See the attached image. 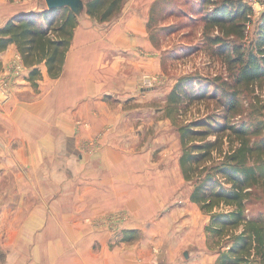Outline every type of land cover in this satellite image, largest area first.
Instances as JSON below:
<instances>
[{
  "label": "rangeland",
  "instance_id": "374dc122",
  "mask_svg": "<svg viewBox=\"0 0 264 264\" xmlns=\"http://www.w3.org/2000/svg\"><path fill=\"white\" fill-rule=\"evenodd\" d=\"M1 1L8 10L12 8L37 10L45 5L44 0ZM132 1L125 0L120 12L105 22L91 19L82 12L78 17L80 24L78 34L86 33L84 28L87 27L95 31V35H101V38L89 43L78 42L76 45L72 42L66 54V67L71 65L72 60L69 59L74 58L77 50L85 48H89L91 56L94 53L98 54L97 60L100 64L113 63L119 57V68L125 70L124 74L120 77L112 74L111 78L113 88L119 90L103 96L104 103L109 105L107 107H110L111 111H105L102 119L97 117L88 121L91 123L80 121L76 125L75 122L73 133L75 135L78 133L79 126L86 129L91 127L93 131V134L80 138L79 153L84 152L85 155L90 154L92 157L99 154L101 144H121L128 146L129 154L141 158L142 163H138L136 168H131L134 163L129 162L127 179L123 176L120 183L113 185L114 187L126 185L129 193L134 190L136 195L142 196L141 202L135 200L138 205L141 203V209L132 212L130 208L124 207L111 206L106 209L101 205L94 207L81 205L82 201L80 202L78 195H88L84 193L87 192L88 182L96 175L94 170L98 165L95 163H92L93 168L82 167L80 173H77L74 164L68 163L66 165L68 175L61 181L59 187L57 183L49 182L47 185L49 195L43 200L34 196L39 195L36 194L39 190L45 191L43 185H28L26 181L24 184L23 180L9 183L5 179L0 184V262L8 255L18 256L23 251H27L28 255L47 256L49 250L46 248L24 249L8 243L17 236L25 219L23 211L26 208H38L42 202L44 207L51 205V209L54 208L55 211V202L58 201L61 202L58 207L65 211H72L74 208L71 217L74 223H83L80 231L65 228L62 236L60 231L54 234L64 237V246L52 247L50 250L54 251L55 256L62 254L70 259L64 264H73L70 263L71 257L76 254L84 258L89 256L94 264H121L125 255L141 256V259L136 261L133 258V261L142 264L161 263L168 261L170 257L175 258L174 264H180L195 256L204 257L208 264H212L216 258L215 250L209 249L206 245L204 226L208 222V215L189 200L192 184L185 181L181 173L179 166L181 142L176 128V123L182 122L183 119L215 110L216 104L212 100L190 104L183 116H178L176 122L164 113L166 94L179 76L199 75L231 82L225 64L213 50L215 48H211L205 42L204 34L207 27H204L200 17L211 6L204 4L202 10L197 6L196 0H141L139 4H132ZM154 2L156 5L151 9ZM247 2L253 9V17H257L264 9V0ZM148 5L144 34L135 35L129 30L126 32L129 35L126 41L118 40L115 43L118 36L108 34L119 23V19L124 24L137 8L143 6L147 8ZM208 32L210 35L217 33L216 30ZM117 47H120V51ZM73 48L78 49L75 51ZM37 67L40 70V77L32 84L27 80L30 68L23 63L17 51L6 66H1L0 73L5 72L9 75L10 85L21 78H26V81L36 87L39 80L43 81L41 78L43 73L48 81L56 79L47 76L43 64ZM127 83L130 85L129 88L126 87ZM240 100L243 111L240 115H235L234 120L246 118L252 125L259 121L264 123V109L257 111L264 105V86L242 90ZM111 101L119 103L120 108L118 104H111ZM114 108H119V111L115 113ZM119 127L126 128V131L123 134L118 133ZM108 170L105 174H108ZM63 188H66L67 194L63 193ZM110 199L108 201L112 205ZM8 209L20 211L16 212V215L1 214L2 210ZM248 209L253 212L259 211L264 216V186L254 188ZM75 212L79 215H75ZM48 213L49 211L46 212ZM47 218L49 219L48 215ZM65 218L67 220L69 217ZM64 225L67 226V223ZM124 238L126 240H123ZM76 240L81 243L87 241L85 243L91 245L82 247L80 244V247H77ZM67 242L69 244L66 245ZM72 242L74 246L71 247L69 245ZM79 264L87 263L81 259Z\"/></svg>",
  "mask_w": 264,
  "mask_h": 264
},
{
  "label": "trees",
  "instance_id": "16d2710c",
  "mask_svg": "<svg viewBox=\"0 0 264 264\" xmlns=\"http://www.w3.org/2000/svg\"><path fill=\"white\" fill-rule=\"evenodd\" d=\"M84 1L85 14L105 22L120 12L125 0ZM196 3L202 10L204 4L211 6L200 17L207 27L205 42L215 48L231 82L179 76L166 94L164 113L176 122L190 104L215 102V110L176 123L179 166L184 180L192 184L189 200L208 215L204 233L207 247L216 252L215 264H264V216L248 209L254 188L264 186V123L234 120L243 111L242 90L264 86V9L253 17L247 0ZM78 17L67 6L46 5L12 14L0 25V52L14 44L30 68L27 79L32 84L40 77L39 64L50 78H57ZM211 30L217 33L210 35ZM262 109L264 105L257 111Z\"/></svg>",
  "mask_w": 264,
  "mask_h": 264
},
{
  "label": "crops",
  "instance_id": "0c3cea01",
  "mask_svg": "<svg viewBox=\"0 0 264 264\" xmlns=\"http://www.w3.org/2000/svg\"><path fill=\"white\" fill-rule=\"evenodd\" d=\"M140 1L133 0L132 4H139ZM2 4L4 3L0 0V25L4 24L12 14L28 11L22 8L8 10ZM148 10L149 5L147 8L144 6L137 8L124 24L119 19V23L110 30L108 35L118 36L115 38V43L118 40L121 42L126 41L129 37L126 32L129 30H132L135 35H143L148 18ZM79 26L80 24L75 29L73 44L76 45L78 42L89 43L94 39L101 38V35H95L96 32L87 27L84 28L86 33L78 34ZM117 48L120 51V47ZM76 49L78 48H73L75 51ZM16 52L14 44H9L5 50L0 52V60L3 67L11 61V57ZM97 59L98 54L94 53L91 56L89 48L81 51L77 50L74 58L69 59L72 60L69 67H66L65 58V64L59 78H52L55 80L48 81L43 73V77L41 76L43 81L39 80V84L36 87L26 81V78L17 79L18 81L11 83L9 87L10 97L4 102L0 100V184L7 179L9 183L23 180L24 184H26V181L28 185H43L45 191L39 190V192H36L39 195H34L43 200L49 195L47 193L48 183H57L59 187L61 181L68 175V168H66L68 163L74 164L77 173H80L82 167L93 168L92 163H95L98 165L97 169L94 170L96 175L91 182H88L87 192L84 193L88 195H78L80 202L82 201L81 205H93L92 207L101 205L106 209L111 206L112 208L124 207L126 209L130 208L132 212H137V210L141 209V203L138 205L135 200L141 202L142 196L136 195L134 193L136 191L131 190L129 193L126 185L113 186L116 183H120L123 176L127 179L126 174L128 167H130L129 162L134 163L131 168H136L138 163H142L141 158L139 157L138 159L137 156L129 154L127 152L128 146L125 147L121 144H101L98 149L99 154H94L92 157L90 154L85 155L84 152L79 153L80 138L93 134V131L91 127L86 129L83 126H79L77 128L78 133L76 135L73 133L75 122L76 125L80 121L91 123L88 121L97 117L102 119L105 111L108 110L110 112L111 108L104 103L103 96L119 90L113 88V83H111L112 74L120 77L125 71L119 68V57L113 63L107 64H100ZM129 86V83H127L126 87L129 88ZM111 104H118L120 108L119 103L111 101ZM119 108H114V112L117 113ZM136 118L139 117L136 116ZM125 131L126 128L119 127L117 132L123 134ZM111 163L113 165H110ZM107 169H109L108 174H105ZM99 171L100 173H98ZM63 189V193L67 194L66 188ZM32 193L34 194V192ZM109 199L113 203L112 205L109 204ZM40 203L38 208L30 207L23 211L25 219L20 225L17 236L8 245L24 249L46 248L49 250L47 256L39 254L28 255L27 251H23L18 256L8 255L4 257L0 264H64L70 260L62 254L55 256L54 251L50 250L52 247L62 248V245L64 246V237L54 234L60 231L62 236L65 228L80 231L83 223H74L71 218L73 217L74 208L72 211H65L58 207L61 204L60 201L55 202V211L54 208L51 209V205L44 207V203ZM19 211L18 209L12 211L8 209L2 210L3 213L1 214L16 215V212L19 213ZM47 211H49L48 214H46ZM77 214L75 212V215ZM53 215L57 217L51 218ZM65 217L69 218L65 220ZM65 222L67 226L64 225ZM85 242L87 241H83V243L79 240L75 241L77 247H80V244L82 247L91 245V243ZM67 244L69 243L67 242ZM69 246H74L73 242ZM88 257L84 258L76 254L71 257L70 263L79 264L81 259H83L87 264H94ZM133 258L137 261L141 259V256L125 255L121 260V264H142L134 262ZM65 260L67 261L65 262ZM167 260L152 264L175 263V258L173 257ZM212 262V264H215V259ZM180 264L208 263L204 257L195 256L186 263Z\"/></svg>",
  "mask_w": 264,
  "mask_h": 264
},
{
  "label": "water",
  "instance_id": "95a60500",
  "mask_svg": "<svg viewBox=\"0 0 264 264\" xmlns=\"http://www.w3.org/2000/svg\"><path fill=\"white\" fill-rule=\"evenodd\" d=\"M45 5L49 9H56L61 7H69L73 13L80 15L84 12V0H44Z\"/></svg>",
  "mask_w": 264,
  "mask_h": 264
},
{
  "label": "built area",
  "instance_id": "2783aa9c",
  "mask_svg": "<svg viewBox=\"0 0 264 264\" xmlns=\"http://www.w3.org/2000/svg\"><path fill=\"white\" fill-rule=\"evenodd\" d=\"M8 76L5 72L0 73V100L3 102L10 97V81Z\"/></svg>",
  "mask_w": 264,
  "mask_h": 264
}]
</instances>
